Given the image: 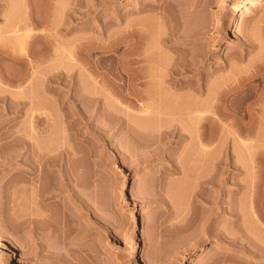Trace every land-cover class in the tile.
<instances>
[{"label": "rangeland", "instance_id": "374dc122", "mask_svg": "<svg viewBox=\"0 0 264 264\" xmlns=\"http://www.w3.org/2000/svg\"><path fill=\"white\" fill-rule=\"evenodd\" d=\"M47 1L0 0V71L3 70L0 72L3 77L0 90L8 94L21 92L22 97H27L30 88L27 86L34 80L32 83L38 90L35 92L38 94L36 109L51 106L57 113L52 120L56 138L54 136L52 141L54 145L50 142V146H55L51 149L50 143L31 133L29 109L27 114L16 116L14 111L1 108L6 104L0 98V106L3 104L0 109L4 110H0V126L4 128L0 127V133L5 135H0V143L7 145L5 149L0 147V237L9 238L15 246L0 240V264H217L216 261L218 264H263L264 257L257 255L254 258L241 241L230 244L229 234L239 232L238 223L244 221L251 222V229L258 227L254 226V221L259 219V200H256L261 197L263 186L264 125L243 129L229 123L236 119L246 123L251 118L264 119L261 114L264 113V99L260 97L264 96V75L260 76L263 82L259 77L255 83H244L243 87L232 91L227 96L228 106L225 104L221 111L217 110L224 124L216 123L215 132L210 134L214 138L211 149L215 153L210 155L215 159L201 153L202 147H197L201 136L199 139L193 137L194 129L190 131L191 135L185 128L180 137H171L164 133L168 129L162 127L164 136L153 121L151 128L155 132L150 129L153 136H157H152L153 139L160 138L157 142L133 129L137 118L129 102L114 95L112 82L110 86L104 85L109 88L107 90L100 81L98 86L101 85L103 91L95 86L99 89L96 91L89 75L98 70L105 74L102 76L125 84L123 82L134 71L131 68L138 65L133 64L136 60L132 59L143 58L142 51L147 49L151 58L157 59V62L152 61L166 65L164 67L175 63L176 59H181L186 66L198 61L193 68L195 74L190 73L184 79L206 83L204 94L191 90L202 100L209 91L217 93L232 87L234 82L246 80L255 70L250 65L257 68L264 62L260 61L264 59V3L257 10L243 12L242 5L248 0H237L241 9H237L240 30L226 33V29H234V10L221 8L220 0H66L69 7H76V3L81 5L86 14L81 19L84 22L70 31H62L60 25L61 30H56L53 35L54 38L57 36L56 40L51 38L50 43L42 42L41 49L48 56L42 67H37L36 51L40 49V41L34 36L39 30L33 27L32 18L47 6ZM235 1L228 0L229 4ZM25 24L33 29L27 32ZM79 33L106 47L94 49L96 52L92 50L90 57L98 63L94 72V68L86 64V57L76 53L78 62L69 58L67 42L81 35ZM23 36L28 42L27 51L21 55L19 41ZM249 39L253 43L246 44ZM109 45L113 48L109 49ZM208 50L211 56L201 61V55ZM139 52L142 55L139 56ZM147 56L144 59L148 58L150 62L151 58ZM152 61L148 65H153ZM17 62L20 63L15 64ZM74 62L78 64L72 65ZM143 63L141 60V67L147 65ZM123 65L126 71L122 74L118 71ZM167 68L163 70L168 71ZM43 71L46 76L59 71L76 74L79 81L85 84L87 79V82L84 85L81 81L78 86L77 82H70L64 76L54 77L51 82L46 80L45 74L43 76ZM261 71L263 73L264 69ZM8 73L9 77L24 75L21 74V79L27 82L22 89L5 81ZM120 74L124 76L122 82ZM108 78L103 80L104 84H108L105 83L110 81ZM92 83L90 91L98 94L94 92V100L87 97L86 101V91ZM24 88L27 94L23 93ZM74 88L81 91V96ZM7 93L5 96L0 91V96L7 97ZM75 94L79 96L75 97ZM36 109L41 116L44 111ZM249 110L252 114H248ZM14 116L18 118L15 120ZM40 124L42 120L38 126ZM63 128L68 135H65L67 142L62 143ZM24 133L29 135L28 138L23 136ZM21 136L36 141V147H39L36 150L41 153L21 148ZM146 140L148 143L145 144ZM193 150L203 160H198L200 157ZM192 158L199 161L200 168L193 167L197 161ZM226 158L230 163L225 171L222 160ZM172 159H178L180 167L176 170ZM231 203H235L237 211L243 212V218L235 220L233 211L226 209Z\"/></svg>", "mask_w": 264, "mask_h": 264}, {"label": "bare ground", "instance_id": "6f19581e", "mask_svg": "<svg viewBox=\"0 0 264 264\" xmlns=\"http://www.w3.org/2000/svg\"><path fill=\"white\" fill-rule=\"evenodd\" d=\"M49 1V2H48ZM47 1V6L44 8V9H40V7L38 8V9H40V10H38L37 12H36V15H35V18H32L31 16V18L32 19H34V21L32 22V23H34V28H37L39 31L36 33V36H34V37H38L39 38V41H40V45H38V46H40V49H37L38 51H36L37 53H38V55H37V59H36V62H35V64L37 65V67L38 66H40V67H42V65H43V62H44V60H45V58L48 56V55H46L47 53H44L43 52V49H41V47L42 46H44L43 44H42V42H44L45 40L47 41V42H49L50 43V40H51V38H53V40L52 41H54V39L56 38L57 39V36L54 38V36H55V34H56V30H58V29H60L61 30V28L63 29L62 31H70L72 28H74L75 26H78V25H82L83 24V22H84V20H81V19H83L85 16H86V14H85V12H84V10L81 8V5L80 4H78V3H76V7L74 6V7H72V6H70L69 7V5H68V3L66 2V0H48ZM69 2V1H68ZM220 2V5H221V8H223V9H226V8H232L233 10H234V13H233V28L234 29H232V27H231V29L230 30H228V29H226V33H231V32H238L239 30H240V23H239V11L241 10L239 7H240V1H235V2H233V3H230L229 4V2H228V0H220L219 1ZM264 3V0H248V2L247 3H245V4H243L242 5V7L243 8H245L244 10H243V12H251V11H254V10H257V9H259L261 6H262V4ZM69 4H71V3H69ZM241 7V8H242ZM239 8V11H237V9ZM59 10H61L60 12H59ZM61 13H62V16H61ZM32 14H34V13H32ZM31 14V15H32ZM60 16H61V19H60ZM29 17V18H30ZM61 20H63V25L61 24L62 23V21ZM79 20V21H78ZM29 21V20H28ZM32 21V20H31ZM26 24L28 23V22H25ZM32 23H31V25H32ZM25 24V25H26ZM205 24V23H204ZM11 25V24H10ZM61 25V28L59 27ZM33 27L32 28H30V25H26V27H25V29H26V31L28 32V30H32L33 29ZM15 28V27H14ZM36 29V30H37ZM18 30H16V32H17ZM136 31V30H135ZM58 32H59V30H58ZM57 32V33H58ZM137 33H138V31H136ZM55 33V34H54ZM79 34H81V35H77L75 38H72L69 42H67V43H69V46H68V48H69V50H68V48H67V50H68V53H69V58L72 60V61H76V60H78V58H79V56L80 57H82V56H84V58H85V60L87 61V63L86 64H88V66H91L92 68H94L93 69V72H94V70H95V67L96 68H98L96 65H98V63L97 62H95L96 61V59H95V61L93 60V59H91V55H92V50H96L97 51V49H106V47L105 46H102L100 43H97V42H93V38H90V37H85V35H83V33H79ZM139 34V33H138ZM29 35V34H28ZM35 35V34H34ZM54 35V36H53ZM22 36V35H21ZM27 36V35H26ZM31 36V35H30ZM53 36V37H52ZM18 38V37H17ZM16 38V39H17ZM30 38V37H29ZM55 39V40H56ZM28 40V38H26V37H21V40L19 41L20 42V46H21V51H22V54L21 55H24L23 54V52H25V50H26V44H27V41ZM116 41V40H115ZM118 41V40H117ZM120 41V40H119ZM51 43H54V42H51ZM114 42H112V44H113ZM116 43V42H115ZM114 43V44H115ZM119 43V42H118ZM251 43H253V41H252V39H249V41H247L246 42V44H251ZM111 44V45H112ZM49 45V44H48ZM51 45V44H50ZM54 45V44H53ZM55 45H56V43H55ZM111 45H109V49H111V48H113V47H111L110 48V46ZM116 45V44H115ZM28 46H29V44H28ZM46 46V45H45ZM50 47H52V46H50ZM1 48V47H0ZM48 48V47H47ZM46 48V49H47ZM108 48V47H107ZM5 48H3V50H4ZM17 50L19 49V48H16ZM30 49V48H29ZM49 49V48H48ZM94 50V51H95ZM27 51V50H26ZM47 51V50H46ZM50 51V50H49ZM95 51V52H96ZM147 51V49H144V51H142V52H144V54L147 56V55H149L150 56V54L148 53V52H146ZM29 52V51H28ZM48 52V51H47ZM141 52V51H140ZM140 52H139V56L140 55H142V54H140ZM4 53V52H3ZM30 53V52H29ZM36 53V54H37ZM76 53H78L79 54V56H77L76 57V55H78V54H76ZM94 54V53H93ZM9 54H7V56H8ZM13 55V54H12ZM18 55V54H17ZM27 55H28V53H27ZM50 55V54H49ZM145 55H144V57L143 58H135V59H132V60H136V61H133V64H137L138 63V65L137 66H135L134 68H131V70H134L133 72H132V74H130L129 76L130 77H128V80L126 79L125 81H127V82H123V83H125V84H122V83H120V82H118V81H116V80H114V81H112V80H110L107 76V78L110 80L109 82L108 81H106L105 83H108V84H104V81L107 79L106 77H104L105 76V74L104 73H102L101 74V72L100 71H98L97 69V72L98 73H89L90 75V77H92V79H93V83H94V87L95 86H97L99 89H100V91L102 90V88L101 87H99V86H103V89L105 88V89H107L108 87H104V85H109V83L110 82H112V86H114V95L116 94V95H118L117 97H119L121 100H123V101H127V102H129V104L132 106V108H133V110L135 111V113H134V115L136 116V124H134L133 126L135 127H133V126H131V127H133V129H136L138 132H141L144 136H146V137H149V138H152V136H153V133H152V130L154 131V129H152L151 127H153L151 124H153V123H151V122H153L154 121V123L156 122V124L160 127V131L162 132V127L163 128H166V129H168V130H164V133L166 132V134L167 135H170L171 137L173 136H179L180 137V135L182 134V133H184L183 131L185 130V128H186V130H188L189 131V134L193 131L192 129H194V131H196L195 133L193 132V137H197L198 138V136H201V137H199L198 139H199V145L200 146H198L197 145V147H202V148H200L201 149V153H203L204 154V156L206 157V155L208 154V155H212V154H214L215 155V153H213V151L214 150H212L211 149V145H212V143H213V140L212 139H214V138H211V136L213 135L212 133L213 132H215L214 130H216V129H214V127H216V123L218 124V123H220V125L223 123L222 122V120H221V118H220V116H218L217 115V113H218V111H221L220 109H222V108H224V106H225V104H226V100H228V95H230L231 94V92L232 91H234L235 92V90H237V89H239V88H241V87H243L246 83H250V84H253V83H251V82H254L256 79H259V77L260 76H263L264 75V72L263 73H261L262 71V69H264V65H263V63L261 64H257V62H255L254 64H256V65H258L257 66V68L254 66H252V65H250L251 66V68H253V69H255V70H253V72H249L251 75L249 76V77H247L248 78V82H246V80H247V78H246V80H245V78L241 81L240 80V82H238V83H236V82H234V83H236V85H234V83H233V85L231 84L230 86H232V87H229V88H225V89H223L222 91L220 90V89H217V90H220V91H217V93H213L212 91V93L209 91L208 92V95H207V97L206 98H204V99H202V100H200L198 97H196L195 96V93L193 94L192 93V91L191 90H193V92H199L200 94H204V92H205V87H206V83H204V82H202V81H192V80H190V79H184V77L185 76H187L188 74H190V73H194V70H193V68H194V66H196L197 64H198V61H196V62H193V64H191V65H187L186 66V64H184V62L182 63L180 60L181 59H179V60H177L176 59V61H174L175 63H172V64H170L171 65V67H170V65L169 66H167V67H164V66H166V65H164V64H161L160 65V63H158V64H155L154 62H157V59H152L151 58V56H150V58L151 59H149L150 60V62L152 61V60H154V62L152 61V63H153V65H151V64H149L148 65V63H150V62H148L147 60H148V58H147V60L146 59H144L145 58ZM196 55V54H195ZM51 56V55H50ZM149 56H147V57H149ZM193 56H194V54H193ZM211 56V52H209V50L208 51H206V52H204L202 55H201V58H200V60L201 61H205V59L206 58H208V57H210ZM9 57V56H8ZM11 57H13V56H11ZM18 57V56H17ZM14 58V57H13ZM21 58H22V56H21ZM25 58V57H24ZM30 58V57H29ZM16 59V58H15ZM69 59V60H70ZM144 59V60H143ZM141 60H142V63H143V61L144 62H148V63H143L142 65H146V66H143V67H141ZM194 60V59H193ZM260 59H258V60H256V61H259ZM264 59H262V60H260V61H263ZM17 61V60H16ZM34 61V60H33ZM99 61V60H98ZM180 61V62H179ZM255 61V60H254ZM76 62H78V61H76ZM85 62V61H84ZM100 62V61H99ZM135 62V63H134ZM159 62V61H158ZM20 62H17V63H15V64H19ZM101 63V62H100ZM192 63V62H191ZM1 64V63H0ZM62 64V63H61ZM60 64V65H61ZM66 64V63H65ZM71 64V63H70ZM78 63H75L74 62V64H72V65H77ZM252 64H253V62H252ZM24 66V64H20V66ZM27 65V64H26ZM64 65V64H63ZM71 65V68L73 67ZM100 65V64H99ZM163 65V66H162ZM15 66V65H14ZM22 66V67H23ZM30 66V65H29ZM59 66V65H58ZM57 66V67H58ZM62 66V65H61ZM67 67H70L69 65H68V63H67V65H66ZM80 66V65H79ZM84 66H85V64H84ZM3 67V66H2ZM27 67V66H26ZM35 67V66H34ZM39 67V68H40ZM77 67V66H76ZM123 68H121V71H118V72H122V74L124 73L123 71H126L125 69V66L123 65L122 66ZM133 67V66H132ZM1 68V67H0ZM4 68V67H3ZM62 68H64V67H62ZM163 68H167V70L168 71H165V69L163 70ZM250 68V69H251ZM2 69V68H1ZM27 69V68H26ZM70 68H68V70H69ZM73 69V68H72ZM71 69V70H72ZM249 69V70H250ZM68 70H67V73H69V72H71L70 70H69V72H68ZM74 70V69H73ZM95 70V71H96ZM3 70H1L0 72H2ZM4 71H5V69H4ZM20 71H22L21 69H20ZM25 71V70H24ZM28 71V70H27ZM66 71V70H65ZM92 71V70H91ZM90 71V72H91ZM14 72V71H13ZM17 72V71H16ZM18 72H19V69H18ZM17 72V73H18ZM32 72V71H31ZM44 72V71H43ZM42 72V74H43V76H44V74H45V72L43 73ZM100 72V73H99ZM165 72H167V73H165ZM4 73V72H3ZM20 73V72H19ZM29 73V72H28ZM65 73V72H64ZM73 73V72H72ZM248 73V74H249ZM6 74V73H5ZM22 74V73H21ZM21 74L19 75V76H10L9 77V73L6 75V77L7 78H5L4 80L6 81V82H8V84L9 85H12L13 87H17V88H21L22 87V85L25 83V81H26V79H21ZM27 74V73H26ZM26 74H25V72H24V75L26 76ZM33 74V73H32ZM47 74H50V75H47L46 76V74H45V78L46 77H48L46 80H48V79H50V81H51V79H52V81H53V79H54V77H61V76H64V78L66 79V80H69L70 82H72V81H74V82H77V84H78V86L79 85H81V83L82 84H84L83 82L84 81H79V78L77 79V77H76V74L75 75H70V74H63V72H61V71H59V73H54V75H53V73H47ZM195 74V73H194ZM23 75V74H22ZM23 75V76H24ZM29 75V74H28ZM27 75V76H28ZM102 75H104V76H102ZM22 76V77H23ZM32 76V75H31ZM86 76L88 77V74H86ZM122 75L120 74V77H119V79H120V81L122 80L123 81V77H121ZM190 76V75H189ZM34 77V76H33ZM90 77H88V78H90ZM24 78V77H23ZM32 78V77H31ZM43 78V77H42ZM102 78V79H101ZM104 78H106V79H104ZM115 78H116V76H115ZM118 78V77H117ZM261 78V77H260ZM263 78H264V76H263ZM30 79V78H29ZM44 79V78H43ZM55 79H57V78H55ZM60 79V78H59ZM240 79H242V78H240ZM262 79V78H261ZM45 80V79H44ZM90 81H91V78L89 79ZM89 80H88V83H90L89 82ZM104 80V81H103ZM245 80V82H243ZM32 80H30V82H31ZM51 81V82H52ZM78 81H79V83H78ZM100 81H101V83H100ZM102 81H103V84H102ZM121 81V82H122ZM238 81V80H237ZM250 81V82H249ZM27 82V81H26ZM29 82V83H30ZM32 82H34V80L32 81ZM30 83L29 85L30 86H27V87H30L29 88V92L27 91V90H25V88L23 89V91L25 90V92H23V93H26V92H28V98L27 97H22V95H21V92L20 93H17V92H15V93H12L11 92V90H10V92H11V94L9 93H7L9 96H7V97H5L6 96V93L4 92H2V90H0L1 91V94H5V96H0V98L2 99V101L1 102H5V106L4 107H6V108H4L2 105V107L1 108H3L4 110H11V111H14L15 112V115L16 116H18V115H22V113H26L27 112V110L28 111H30V127H31V131H33V132H35V133H33V132H31L33 135L35 134H37V135H40L43 139H45V141H47L48 142V144L51 142V143H53L52 141H54L55 139H54V136L56 135V134H54V129L55 128H53L54 126H53V122H52V120H54V117H55V114H57V113H54V111H52V109H51V106H48V107H43V109H41V110H43L44 112H43V114L42 113H40V114H42L41 116L40 115H38L37 113H36V111H35V109L37 108V107H35V105H37V104H35L36 103V101H37V89H35V87L36 86H34V84L33 83ZM86 82H87V79H86ZM86 82H85V84L84 85H86ZM260 82V81H259ZM262 82H263V79H262ZM35 83V82H34ZM93 83L91 84V87L90 88H88L89 90L88 91H86V94H87V96L85 97L84 96V94H83V97H85V99H86V101H87V97H90V99L92 100L93 99V95H95V93H97L98 94V92H99V89L98 88H96L95 90L97 91L98 90V92H95L93 89V91H90L91 90V88L93 87L92 85H93ZM101 84V85H99L98 86V84ZM245 83V84H244ZM255 83V82H254ZM0 84H3V77H2V75H0ZM26 85V84H25ZM36 85H37V83H36ZM74 85H76V84H74ZM89 85V84H88ZM126 85V86H125ZM256 85V84H255ZM1 86V85H0ZM110 86V85H109ZM3 87V86H2ZM6 87V86H5ZM7 87H8V85H7ZM4 88V87H3ZM10 88V87H9ZM12 88V87H11ZM17 88H14V89H17ZM72 88V87H71ZM113 88V87H112ZM0 89H2V88H0ZM22 89V88H21ZM28 89V88H27ZM75 89V88H74ZM4 90H5V88H4ZM8 90V89H7ZM78 89H75V93H79V92H81L80 90H79V92L77 91ZM107 90H109V88L107 89ZM111 90V89H110ZM6 91V90H5ZM12 91H13V89H12ZM14 91H16V90H14ZM103 91V90H102ZM101 91V92H102ZM216 91V90H215ZM35 92H37L36 94H35ZM95 92V93H94ZM100 92V93H101ZM107 92V91H106ZM109 92V91H108ZM108 92H107V94H108ZM111 93L113 92L112 90L110 91ZM110 92H109V94H110ZM22 93V94H23ZM233 93V92H232ZM256 93V92H255ZM27 94V93H26ZM215 94V95H214ZM11 95V96H10ZM79 95H80V93H79ZM79 95H77V94H75L74 96L75 97H77V96H79ZM91 95V96H90ZM264 95V94H263ZM23 96H25L24 94H23ZM81 96V95H80ZM260 96V95H259ZM258 96V97H259ZM96 97V96H95ZM260 97H262V99H264V96H260ZM98 98V97H97ZM96 98V99H97ZM47 99H49V98H47ZM84 99V100H85ZM261 98H259V100H260ZM94 100V99H93ZM98 100V99H97ZM96 100V101H97ZM38 101H39V99H38ZM48 101V100H47ZM50 101V100H49ZM45 102H46V99H45ZM88 102H91V101H88ZM228 102V101H227ZM38 103V102H37ZM48 103V102H47ZM50 103V102H49ZM94 103H96V102H94ZM259 103H260V101H259ZM262 103V102H261ZM30 105V106H29ZM46 105V104H45ZM51 105V104H50ZM227 105V104H226ZM262 105H264L263 103H262ZM27 106H29L28 108H27ZM129 106V105H128ZM228 106V105H227ZM226 106V107H227ZM261 106V105H260ZM130 107V106H129ZM129 107H127V108H129ZM264 107V106H263ZM262 107V108H263ZM25 108H27V109H25ZM45 108V109H44ZM3 109H0V110H3ZM219 109V110H218ZM3 110V111H4ZM36 110H38V111H40L41 112V110L40 109H36ZM218 110V111H217ZM10 111V112H11ZM262 111H264V110H262ZM8 112V111H7ZM6 112V113H7ZM13 112V113H14ZM4 113V112H3ZM27 114V113H26ZM248 114H252V111H248ZM262 115L264 114V113H261ZM2 115V114H1ZM5 115V114H4ZM3 115V116H4ZM16 116H14V118H15V120H16V118H18V117H16ZM167 116H169V117H167ZM187 116V119L185 118ZM11 117V116H10ZM60 118H61V115L59 116ZM63 117V116H62ZM64 117H66V115L64 116ZM58 118V117H57ZM68 118V117H67ZM66 118V119H67ZM4 119H6V118H4ZM4 119H3V122H4V125H5V121H4ZM8 119V118H7ZM62 119V118H61ZM60 119V120H61ZM233 119V118H232ZM236 119V118H235ZM42 120V124H40L41 126H38V123L40 122ZM234 120V119H233ZM242 120V119H241ZM240 119L239 120H234V121H232V122H230L229 124H232L233 126L235 125V126H239V127H241V128H245V126L247 127H249V129H253V126L255 127V126H262V125H264V119H260V120H258V119H255V118H251L250 119V121L249 122H245V121H241ZM9 121V120H8ZM11 121V120H10ZM186 121H187V123H186ZM28 122V123H29ZM134 122V123H135ZM11 123V122H10ZM13 123H15V122H13ZM67 123V122H66ZM1 124V123H0ZM224 124V123H223ZM8 125H9V123H8ZM67 125V124H66ZM131 125V124H130ZM63 126H64V121H63ZM189 126V127H188ZM223 126V125H222ZM1 128H2V126H0ZM65 127V126H64ZM67 127V126H66ZM130 127V126H129ZM250 127H252V128H250ZM5 128H6V126H5ZM26 128H28V126L26 127ZM128 128V127H127ZM152 130H151V129ZM189 128H191V129H189ZM2 129H4V128H2ZM64 129V128H63ZM63 129H62V131H63ZM67 129V128H66ZM147 129H149V130H151V131H145V130H147ZM156 129H158V128H156ZM201 129V130H200ZM29 130V129H28ZM65 130V129H64ZM128 130V129H127ZM135 130V132H137ZM192 130V131H191ZM2 131V130H1ZM30 131V130H29ZM28 131V132H29ZM158 131H159V129H158ZM188 131H185V132H188ZM191 131V132H190ZM200 131V132H199ZM249 131V130H248ZM4 132V131H3ZM8 132V131H7ZM36 132H38V133H36ZM56 132V131H55ZM67 131L65 130V134L63 133V141H62V143L65 141V140H67L66 139V137H65V135L67 134L66 133ZM130 132V131H129ZM137 132V133H138ZM155 132V131H154ZM26 133V132H25ZM25 133L23 134V136L25 137H27L28 138V136L29 135H25ZM62 133V132H61ZM133 133V132H132ZM158 133V132H157ZM199 133V134H198ZM2 134V132L0 133V135ZM4 134V133H3ZM1 135V137L2 136H5V135ZM8 134V133H7ZM10 134V133H9ZM154 134H156V133H154ZM161 134V133H160ZM187 134V133H186ZM192 134V133H191ZM190 134V135H191ZM196 134H198V135H196ZM210 134H212V135H210ZM68 135V134H67ZM139 135H141L140 133H139ZM159 135V134H158ZM162 135H164L165 136V134H163V132H162ZM136 136V135H135ZM143 136V137H144ZM151 136V137H150ZM155 136V135H154ZM153 136V137H154ZM17 137V136H16ZM22 137V136H21ZM62 137V136H61ZM132 137V136H131ZM131 137H130V139H131ZM136 137H138V134H137V136ZM156 138H157V136H155ZM159 137V136H158ZM162 137V139L161 140H163L164 139V137L163 136H161ZM6 138H8V137H6ZM27 138H21V140H19L21 143V145H19L21 148H23V147H25L26 149H24V150H26V151H31V153L32 152H37V154L39 153V151L38 150H36V149H39V147L37 148L36 147V145H37V143H35V142H33V141H30L29 139H27ZM29 138H31V136L29 137ZM55 138H56V136H55ZM67 138H68V136H67ZM133 139L135 138V137H132ZM225 138V137H224ZM3 139V138H2ZM1 139V141H3ZM13 139V138H12ZM14 139H15V137H14ZM54 139V140H53ZM136 139H138V138H136ZM153 139V138H152ZM160 139V138H159ZM158 139V140H159ZM5 140V139H4ZM18 140V139H17ZM33 140V139H32ZM132 140V139H131ZM147 140H148V138H147ZM147 140L145 141V144H146V142H147ZM154 141L156 140L155 138L153 139ZM158 140H156V142L158 141ZM6 141H8V140H6ZM10 141H11V139H10ZM9 141V142H10ZM15 141V143L14 144H16V140H14ZM150 141H151V139H150ZM198 141V140H197ZM65 142H67V141H65ZM2 143V142H1ZM1 143H0V147L2 146L1 145ZM4 143V142H3ZM2 143V144H3ZM12 143V142H11ZM51 143L49 144V147L52 149V148H55V146L54 147H52V146H50L51 145ZM148 143V142H147ZM151 143V142H150ZM149 143V144H150ZM197 143V142H196ZM5 144H7V143H5ZM8 144H10V143H8ZM144 143H143V145H145ZM53 145H54V143H53ZM64 145V144H63ZM65 145H67L66 143H65ZM5 146L7 147V145H3L2 147H4V149H5ZM9 146H11V144L9 145ZM17 146V145H16ZM23 146V147H22ZM147 146V145H146ZM150 146V145H149ZM149 146H148V148H149ZM152 146H153V143H152ZM151 146V147H152ZM17 148V147H16ZM20 148V149H21ZM192 149H193V147H192ZM197 149V148H196ZM191 150V149H190ZM194 150H195V148H194ZM194 150L192 151V152H194ZM198 150H199V148H198ZM17 151H18V149H17ZM21 151V150H20ZM196 151V150H195ZM64 152V151H63ZM196 152H198V151H196ZM199 152H200V150H199ZM23 153V152H22ZM40 153H41V151H40ZM183 153V152H182ZM195 153V152H194ZM206 153V154H205ZM3 154V153H2ZM17 154H20L19 153V151H18V153ZM156 154V153H155ZM187 154V153H186ZM185 154V155H186ZM193 154V153H192ZM200 154V153H199ZM66 155V154H65ZM195 155L196 156H199L198 154H196L195 153ZM208 155H207V158H208ZM211 155H210V157H211ZM182 156V155H181ZM183 156H184V154H183ZM192 156V155H191ZM201 156H203V155H201ZM50 157H52V156H50ZM200 157V156H199ZM214 157H216V156H214ZM185 158H186V156H185ZM184 158V159H185ZM195 159H198V157L196 158V157H194ZM194 158H192V159H194ZM204 158V157H203ZM174 159V158H173ZM172 159V160H173ZM181 159L184 161V159L181 157ZM194 159V161H197V162H195V164L193 165V167L194 168H200L201 167V165H199L198 164V160H200V159H202L201 157L198 159V160H195ZM210 159H215V158H210ZM49 160H50V158H49ZM203 160V159H202ZM174 161V160H173ZM177 163H176V162ZM174 161V163H173V167H174V169L176 170V169H178V167H180L179 166V164H178V159L177 160H175ZM201 161V160H200ZM223 161V164H224V169H225V171L226 170H228V168L227 167H229L228 166V163H230L229 161H228V159L226 158V159H224V160H222ZM170 162H171V159H170ZM180 163V162H179ZM201 163V162H200ZM172 164V163H171ZM202 164V163H201ZM203 165V164H202ZM177 172V171H176ZM262 190L260 191L261 192V194H259V192L257 191V194H259L261 197H259L258 196V198H257V200L256 201H258L259 200V203H258V222H256V221H254L255 223V225L254 226H256V225H258V227H254V228H257V230H259V231H255V229L253 228V229H251V226L249 225L250 223H247V222H243V224H241V223H238V228H239V232L238 231H236L235 233H233V232H231L229 235H230V244L232 243V244H234V243H236L237 242V240H239V241H241L242 243H244V245H243V247L245 246V248H247L248 249V251L250 252V254L254 257H256L257 255L258 256H262V257H264V175H263V180H262ZM202 191V190H201ZM155 192H156V190H155ZM196 192H198V191H196ZM203 193H204V191H202ZM252 192H255V191H252ZM253 194V193H252ZM254 196V195H253ZM256 196V195H255ZM257 197V196H256ZM256 197H255V199H256ZM261 198V199H260ZM254 199V200H255ZM233 200V199H232ZM233 202V201H232ZM235 204V203H234ZM234 204H230L229 205V207H227L226 206V209L229 211V212H231L232 213V211H233V215L234 216H236L235 217V220H238V219H240V218H243L244 217V214H243V212L242 211H237V209H235L234 207H235V205ZM253 207V206H252ZM240 208V207H239ZM235 209V210H234ZM251 213H252V211H250ZM249 212V213H250ZM256 213H257V211H256ZM252 215V214H251ZM257 215V214H256ZM247 216H248V218H249V215L247 214ZM252 217H253V215H252ZM257 217V216H256ZM36 220V219H35ZM35 220H33L35 223H36V221ZM242 220V219H241ZM241 220H239V221H241ZM245 220H248L246 217H245ZM255 220H256V218H255ZM32 221V222H33ZM249 221V220H248ZM37 222H38V220H37ZM237 225V224H236ZM235 225V226H236ZM205 228V227H204ZM238 228L236 229V230H238ZM206 229H208V226H207V228ZM210 229V228H209ZM204 230V229H203ZM202 230V232H204ZM233 230H235V229H233ZM263 232L262 233V235L260 234V232L261 231ZM227 236H228V234H227ZM202 238H204L203 236H202ZM201 238V239H202ZM0 240H1V243H5V244H7L8 246H12L13 248L15 247L14 246V243L9 239V238H7V237H0ZM244 249V248H243ZM15 251V250H14ZM135 253H136V251H134ZM15 253V252H14ZM254 257V258H255ZM259 257V258H260ZM216 258H217V256H216ZM219 258H217V260H218ZM214 260V263H215V259H213ZM263 260H264V258H263ZM261 260H258V262H260ZM211 262V261H210ZM252 262V261H251ZM254 262V261H253ZM252 262V263H253ZM257 262V261H256ZM216 263L218 264V262L216 261ZM263 263V262H262ZM15 264H17V263H15ZM245 264H247V262H245ZM251 264V263H250ZM264 264V263H263Z\"/></svg>", "mask_w": 264, "mask_h": 264}]
</instances>
